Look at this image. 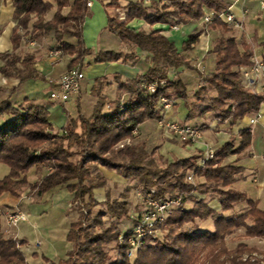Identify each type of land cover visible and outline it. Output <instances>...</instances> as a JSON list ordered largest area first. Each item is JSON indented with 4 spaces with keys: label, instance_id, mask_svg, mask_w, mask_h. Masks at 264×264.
<instances>
[{
    "label": "trees",
    "instance_id": "trees-1",
    "mask_svg": "<svg viewBox=\"0 0 264 264\" xmlns=\"http://www.w3.org/2000/svg\"><path fill=\"white\" fill-rule=\"evenodd\" d=\"M12 1L15 4L13 16L18 20L12 34L15 47L22 38L18 28L27 27L35 18L30 30L26 31L28 38L38 39V35L53 31L61 53L72 57L69 68H81L85 56L91 53L82 39V24L89 13L88 0ZM107 5L119 6L117 0H109ZM64 7H68L66 13L62 12ZM228 7L225 0H150L149 5L144 0H130L123 20L117 14L109 15L107 29L121 42L149 52L148 64L143 73L133 79L122 80L114 74L112 80L117 83L114 98L103 94L111 82L105 76L96 78L90 90V94L96 96L90 114L85 117L79 100H76L78 115L67 116L61 134L50 131L52 124L44 106L26 103V100L25 103H13L8 98L0 100V163L8 167V172L0 179V195L9 193L19 197L22 187L28 184V170L35 167L41 171L43 167H49V171L32 183L30 189L42 195L51 189L64 187L73 194V203L87 208L85 216L88 223L83 227L84 214L80 213L81 216L71 222L66 235L69 243L76 244V251L69 249L66 257L57 262L47 263L44 258L43 264H264V250L245 244L228 249L225 244V237L239 227L244 228L245 236L264 238V209L245 193L231 188L241 167L222 164L229 154L246 150L251 139L249 128L240 130L241 141L237 146L233 140L225 142L203 166L196 164L197 155L192 154L176 157L159 168L153 165V160L147 159L140 145L117 146L121 140L133 138V131L141 122L162 118L160 97L187 99V89L181 79L169 78L168 69L171 67L185 66L196 72L200 86L195 96H207L209 91H215V96L206 98L199 114L211 111L220 121L228 118L236 121L259 109L264 97L247 89L240 78V67L251 63L250 49L243 47L240 50L232 28L218 16ZM53 8L52 17L46 19ZM206 9L215 13L206 27L219 30V36L213 39L211 51L215 55V68L210 73H203L191 64L190 52L200 31L190 33L178 51L161 29L153 27L157 23L176 25L200 19ZM134 19H143L148 29L129 26L128 23ZM65 36L74 37L75 41L69 42ZM0 57L5 60L4 66L0 67L4 74H10L8 67L14 68L20 62L24 67L19 73L21 81L37 77L29 65L31 55L21 59L15 54L2 53ZM93 60L96 63L120 61L135 64L139 57L133 49L129 52L101 50ZM148 83H155L153 92L145 87ZM192 117L194 114L189 110L187 118ZM98 165L115 170L127 180H134L143 191L154 186L155 196L161 197L190 192L193 186L185 180V175L195 167L196 173L204 177L199 190L210 189L217 193L220 211L214 210L201 198L188 194L160 227L163 237L146 236L133 263H130L127 239L132 234V227L121 234L123 240L118 241L121 233L118 222L127 217L130 202L126 199L107 201L109 213L116 219L109 226H103L99 215L89 219L90 210L96 203L92 190L107 183L104 176L92 173ZM129 191L126 189L122 196L127 197ZM189 198L194 204L185 209L183 204ZM239 202H245L247 209L241 213L224 214ZM207 218L212 219L213 229H200L195 219ZM108 242H114L118 250L114 259H109L105 250ZM24 243V240L5 235L0 220V264H28L21 249Z\"/></svg>",
    "mask_w": 264,
    "mask_h": 264
},
{
    "label": "crops",
    "instance_id": "crops-1",
    "mask_svg": "<svg viewBox=\"0 0 264 264\" xmlns=\"http://www.w3.org/2000/svg\"><path fill=\"white\" fill-rule=\"evenodd\" d=\"M88 1H91V5H87L89 13L82 24V39L85 47L89 48L91 53L85 56L81 67L84 73L81 93L73 94L67 101L60 102L51 99L49 92L55 87L60 75L69 68L72 57L63 53L58 56L52 55L54 49H59L53 31L46 35H38V39L28 38L26 31L30 30L31 23L35 18L30 21L27 27L18 28L22 38L15 47L12 39L13 29L18 22L13 16L15 4L12 0H0V55L10 53L21 59L26 55H31L29 65L37 75V77L21 81L19 73L24 67L20 62H17L14 68L8 67L10 73L8 75L0 70V100L8 98L13 103H25L24 100H26V103L44 106L49 112L48 120L51 122L52 128L58 131H62L68 115L75 116L77 114L76 98L80 97L81 110L89 111V104L86 106L84 103L86 98H89L91 87L96 78L105 76L111 82V85L106 87L111 89L107 94L110 95L108 98H114L117 83L112 80V76L118 74L122 80L133 79L143 73L150 59L149 52L121 42L115 34L107 29L108 16L112 15V10H114L113 7L107 5L109 0ZM225 1L229 4L228 10L234 15V22L228 23V25L233 30L238 47L240 50H243V47H249L251 54L264 62V7L260 6L259 0ZM54 11L55 8L48 12L46 18L50 19ZM67 11L68 7H64L63 12ZM128 25L135 29L148 28L143 19H134ZM176 26L177 28H173L172 25L166 23H157L153 27L161 29V33L174 42L178 51L181 50L182 42L187 39L190 33L200 31L198 41L190 52L191 64L203 73L213 72L215 55L211 50L213 39L219 36V30L208 29L201 18L190 20L187 23H179ZM64 38L69 42L75 41V38L71 36ZM132 49L139 57V61L135 64H125L120 61L96 63L93 60L94 55L101 50L129 52ZM4 64L5 60L0 57V67ZM168 76L181 79L187 89L188 97L187 99L171 100L168 107L161 108V120H174L197 126L201 132V138L195 143L178 142L177 140L173 142L172 134L161 128L157 119L141 122L135 132H142L145 136L154 137L161 130L164 133L165 140L163 142L166 150L180 153L181 156L178 157H187L202 152L208 147L216 150L229 140H233L234 145L237 146L241 141L240 130L249 128L251 138L249 146L245 151L229 154L224 158L223 163L241 167L231 188L245 193L248 198L257 203L259 208L264 209V100L255 112L248 113L236 121H232L231 118L220 121L211 111L199 114L206 98L215 96V91H209L207 96H195L194 93L200 86L196 72L185 66L171 67L168 69ZM253 82V86L246 88L264 97V72L259 77H254ZM189 110L192 111L194 117L187 118ZM157 137L162 138L160 135ZM170 138L172 142H168L167 139ZM99 171L108 180H124L110 169L100 167ZM28 178L31 183L39 179L33 174ZM36 196V198L35 196L14 197L9 193L1 194L0 210L1 207L6 210L10 208L22 211L27 215V219L24 220L26 223L8 226L3 213L2 230L9 232L16 239L25 241L22 251L28 264H43L44 258L47 259V263L57 262L66 257L71 246L66 240V235L73 218L66 208L73 196L62 187ZM42 202H45L46 205L40 208L39 205ZM214 203L210 206L214 210L220 211L217 199ZM245 207L246 203L240 202L235 204L231 210L225 211L224 214L241 213ZM199 224L200 222H198ZM235 231L240 234V240L246 246L264 250V238L245 236L243 227L236 228Z\"/></svg>",
    "mask_w": 264,
    "mask_h": 264
},
{
    "label": "rangeland",
    "instance_id": "rangeland-1",
    "mask_svg": "<svg viewBox=\"0 0 264 264\" xmlns=\"http://www.w3.org/2000/svg\"><path fill=\"white\" fill-rule=\"evenodd\" d=\"M117 1H118V5L119 6L113 7L114 10H112V15H116L117 14L119 19L123 20L124 19V15H125V11H126V4L130 0H117ZM144 3L146 5H149L150 0H144ZM115 8H117V9H115ZM62 12H63V10H62ZM63 13H66V12H63ZM45 18H46V16H45ZM108 78L111 79L110 77H108ZM109 90H111V89L106 88V89L103 90V94L106 95L107 97H110V95L107 94V92ZM115 92L116 91H114V97L116 96ZM80 93H81V90L79 91L78 94H80ZM124 96H126V94H123V97ZM76 100H79L78 104H79V107H80V110H81L80 97L76 98L75 102H77ZM95 101H96V96L95 95L89 94V98H86V102L84 103V105L87 106L89 104L88 106H89L90 109H88L89 110L88 112L87 111L84 112L83 110H81V112L83 113V115L85 117H87L90 114L92 106L95 103ZM76 109H77V107H76ZM77 115H78V110H77V114L75 116H73V117H76ZM157 120L159 121L160 119H157ZM159 126H160V124H159ZM160 127L163 128L166 132L172 134V136H173L172 140H174L173 142H175V140H177L178 142H183L176 135H174L172 132L166 130L162 126H160ZM50 131L55 133V134H61L63 132V129H62V131H58L57 129L50 128ZM157 135L162 136V138L161 137H157ZM163 135H164V133L161 130H160V132L158 134L156 133L154 137L145 136L142 132L137 133L134 130L133 131V136H134L133 138H125V139L121 140L118 143L117 146L118 147H122L123 145H140L141 147H143V150L145 151L147 159L153 160V162H154L153 165H156L157 167L162 168L168 162L172 161L174 158H176L178 156H181V154L178 153V152L175 153V151H171L170 150L171 151L170 152V151L166 150V148L164 147V142L163 141L165 140V138L163 137ZM167 140H168V142L169 141L172 142L171 138L167 139ZM72 150H73V148H72ZM202 154H204V151L199 152V153H195V155H197L196 164L199 161V158L201 157ZM222 164H224L223 161H222ZM100 167H103V166L98 165V169H96L92 173H99V174L102 175V173L99 171ZM7 170H8L7 169V165L4 164V163H0V179L3 178V175L8 172ZM110 170L114 171L117 175H120L124 180L123 181L113 180V179L112 180H108L104 176L105 179L107 180V183L104 186H102V187H96V188H94L92 190L93 191V198L95 199L96 203L93 205L92 209L90 210L91 213L89 215V219H91L92 217H95L96 215L97 216L99 215L101 217L102 221H103V226L104 227L109 226L110 223L111 222H115L116 219L113 216H111L110 213H109L108 202L112 201L113 199H120V200L126 199L127 201L130 202L128 215H127L126 218H123L120 222H118V226L121 229V233H120V235L118 237V241H122L123 237L121 236V234L123 235L124 232L126 230L130 229L132 227V225H133L132 224V220L130 218L131 215L132 214L135 215L136 213L140 212L142 210V208L144 207V200L147 197V195L151 194V195L155 196L157 191H156V188L154 186L149 187V189L143 191L142 188L139 187V185H135V181L134 180H127L121 174H118L115 170H113V169H110ZM48 171H49V167H43V169L41 171H38L35 167H31L28 170V172H27L28 184L22 187V192H21L20 196H22V197L35 196V198H36L37 194L34 193V191L32 189H30V185L32 183L36 182V181H39L40 178L45 173H47ZM192 172H194L195 175L193 176V180L189 181V180H187V175L191 174ZM32 174L36 175V177H38L39 179L31 183L29 181L30 179L28 178V176L32 175ZM185 180L188 183L192 184V186H193L192 188L193 189L190 192H188V193L187 192H179V193H177V194H182L183 195V200L189 194V196L201 198L208 205H214L215 204L214 201L217 199V193L212 192L210 189L207 190V191L199 190V188H200L199 185L204 182V177L199 176L196 173L195 167L192 168V169H189L186 172ZM62 188H64V187H62ZM126 189L130 190L129 194H128L127 197H123L122 194H123V192H125ZM168 195L169 194H166V196H168ZM72 196H73V194H72ZM156 197H159V196H156ZM193 204H194V201L189 198V199L185 200L183 206H184L185 209H188ZM45 205H46V203L42 202V203H40L39 206H40V208H43ZM247 207L248 206L246 204L245 210L247 209ZM66 209L68 210V212L71 213L73 221L77 220L81 216L80 213H83L84 214V215H82L83 216V219H82L83 220V223H82L83 227H84V225H86V223H88V221H87L88 217L85 216V213L87 212V208L86 207H82L81 204H79V203L75 204L71 200L70 204H68V207ZM0 211H1L0 212V220H1V218H3V213H4V216H5L7 212L15 211V210H12L10 208H8L6 210L5 208L1 207ZM195 221L197 223L200 222L199 228L202 229V230H205V229L212 230L213 229V221H212L211 218H207L205 220L195 219ZM201 222H202V224H201ZM21 223H26V222L21 221L19 224H21ZM163 223L161 225H158L157 229L153 233H151L149 235H155L158 238H162L163 237V231L160 229V227L163 225ZM203 223H205V224H203ZM186 225H191V223H187ZM4 234L12 236L9 232H4ZM145 237H143V239ZM143 239L141 240L139 247L142 245ZM127 241L129 243V248H128V253H129L128 259L129 260L128 261L130 263H133V261L135 259V256H136V251H137V249L139 247L137 249H134L133 251H130L129 249L131 248V244H130L129 238L127 239ZM225 244H226V247L228 249H233V248H235L238 245H242L243 243L240 240V234L236 233V231L234 230L231 234H229V235H227L225 237ZM70 245H71L70 249H72L73 251H76V244L74 245V243H70ZM21 247L23 248L24 246L22 245ZM105 250L107 251V253L109 255V259H114L117 256V254H118L117 253L118 250H116L114 242L106 243L105 244ZM243 256H246V253H244ZM224 264H228V262H225Z\"/></svg>",
    "mask_w": 264,
    "mask_h": 264
},
{
    "label": "built area",
    "instance_id": "built-area-1",
    "mask_svg": "<svg viewBox=\"0 0 264 264\" xmlns=\"http://www.w3.org/2000/svg\"><path fill=\"white\" fill-rule=\"evenodd\" d=\"M260 6L264 7V0H259ZM88 6L91 5V1H87ZM215 13L212 10H205L201 20L203 23L207 24L211 22ZM226 23L234 22V15L227 9L226 11L218 14ZM173 28H177L176 25H172ZM61 53L60 49H54L52 55L58 56ZM251 63L249 65L240 67V78L242 84L245 87L253 86V78L259 77L264 72V62L252 55L250 57ZM84 78V73L79 66H74L66 69L58 78L55 87L49 92V97L56 101H67L73 94H77L81 88V82ZM149 92L155 90V83H148L145 85ZM161 108H166L170 105L171 100L162 96L160 97ZM160 126L164 127L166 130L172 132L181 141L188 143H195L201 138V132L198 127L188 124L181 123L178 121H163L159 120ZM214 155L213 148H206L204 154L201 155L197 165L203 166L205 161L212 158ZM194 172L187 175V180L192 181ZM183 202V195H168L164 197H156L148 194L144 200V207L142 210L135 215H131V220L133 223L132 234L129 237L131 244L130 251L137 249L140 245L143 237L153 233L158 225H161L170 216L173 211L178 208ZM6 223L8 226H16L21 221L27 219V215L22 211H10L5 215Z\"/></svg>",
    "mask_w": 264,
    "mask_h": 264
}]
</instances>
